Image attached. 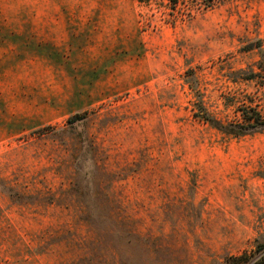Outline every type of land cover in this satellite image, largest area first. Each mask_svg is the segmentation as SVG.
Segmentation results:
<instances>
[{
    "label": "rangeland",
    "instance_id": "rangeland-1",
    "mask_svg": "<svg viewBox=\"0 0 264 264\" xmlns=\"http://www.w3.org/2000/svg\"><path fill=\"white\" fill-rule=\"evenodd\" d=\"M264 0H0V264H231L264 239ZM264 74V73H263Z\"/></svg>",
    "mask_w": 264,
    "mask_h": 264
},
{
    "label": "trees",
    "instance_id": "trees-1",
    "mask_svg": "<svg viewBox=\"0 0 264 264\" xmlns=\"http://www.w3.org/2000/svg\"><path fill=\"white\" fill-rule=\"evenodd\" d=\"M140 2H150L151 0H139ZM172 10H176L181 3L188 2L192 9L207 10L213 8L220 0H164ZM260 58L256 66L248 69H240L237 72L239 77L254 79L264 76V49L258 46ZM205 120L225 134L232 136H245L264 130V113L256 107L244 106L240 109V119L234 122L223 123L222 121L206 114L203 106L200 107ZM231 264H264V239L256 240L255 246L250 251H245L239 255L229 258Z\"/></svg>",
    "mask_w": 264,
    "mask_h": 264
}]
</instances>
